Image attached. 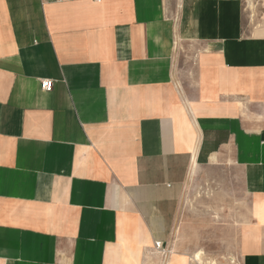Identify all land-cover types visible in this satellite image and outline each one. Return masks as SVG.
<instances>
[{"label":"crops","instance_id":"crops-1","mask_svg":"<svg viewBox=\"0 0 264 264\" xmlns=\"http://www.w3.org/2000/svg\"><path fill=\"white\" fill-rule=\"evenodd\" d=\"M205 173L242 182L231 257L264 264V25L244 0H0V264H164Z\"/></svg>","mask_w":264,"mask_h":264},{"label":"rangeland","instance_id":"rangeland-1","mask_svg":"<svg viewBox=\"0 0 264 264\" xmlns=\"http://www.w3.org/2000/svg\"><path fill=\"white\" fill-rule=\"evenodd\" d=\"M244 14L246 27L261 28L264 25V0H244ZM210 175L192 176L188 182L171 248L173 252L192 253V256L203 251L210 261L232 264L235 241L230 232L235 234L245 221L249 197L239 178L231 181L224 180L223 176L220 180ZM183 226L190 231L192 251L183 246ZM223 258L228 261L224 262Z\"/></svg>","mask_w":264,"mask_h":264},{"label":"built area","instance_id":"built-area-1","mask_svg":"<svg viewBox=\"0 0 264 264\" xmlns=\"http://www.w3.org/2000/svg\"><path fill=\"white\" fill-rule=\"evenodd\" d=\"M40 86L44 92H51L54 84H53V81H51V80H42L40 82ZM155 249H156V252L158 253V255L162 258V260L164 262H166L167 255H168L167 247H165L162 242H156L155 243Z\"/></svg>","mask_w":264,"mask_h":264},{"label":"bare ground","instance_id":"bare-ground-1","mask_svg":"<svg viewBox=\"0 0 264 264\" xmlns=\"http://www.w3.org/2000/svg\"><path fill=\"white\" fill-rule=\"evenodd\" d=\"M251 5V4H250ZM254 6V5H253ZM251 7V6H250ZM252 8V7H251ZM254 8V7H253ZM257 28V27H256ZM255 28V29H256ZM192 169H194V168H192ZM193 173V172H192ZM192 175V174H191ZM192 177V176H191ZM172 253V250H171V246L169 247V249H168V255H167V258H168V256L170 255ZM188 258V257H187ZM189 259V258H188ZM167 260V259H166ZM180 260V259H179ZM235 260L232 258V260H231V262L232 263H235L234 262ZM182 262V261H181ZM165 264H166V262H164ZM167 263H168V261H167ZM192 263L193 264H217V261H215V260H212V261H210V260H208L207 258H206V255H205V253L203 252V251H199V252H196V253H194V255L192 256ZM162 264V263H161Z\"/></svg>","mask_w":264,"mask_h":264}]
</instances>
